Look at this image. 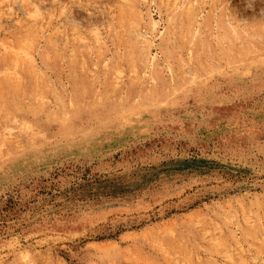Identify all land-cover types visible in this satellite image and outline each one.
Returning a JSON list of instances; mask_svg holds the SVG:
<instances>
[{
	"label": "rangeland",
	"instance_id": "374dc122",
	"mask_svg": "<svg viewBox=\"0 0 264 264\" xmlns=\"http://www.w3.org/2000/svg\"><path fill=\"white\" fill-rule=\"evenodd\" d=\"M0 264H264V0H0Z\"/></svg>",
	"mask_w": 264,
	"mask_h": 264
},
{
	"label": "bare ground",
	"instance_id": "6f19581e",
	"mask_svg": "<svg viewBox=\"0 0 264 264\" xmlns=\"http://www.w3.org/2000/svg\"><path fill=\"white\" fill-rule=\"evenodd\" d=\"M194 3V2H193ZM192 4V3H191ZM191 7H192V5H191Z\"/></svg>",
	"mask_w": 264,
	"mask_h": 264
}]
</instances>
